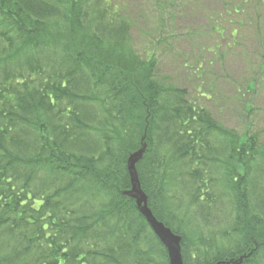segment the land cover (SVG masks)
I'll return each instance as SVG.
<instances>
[{"label":"trees","instance_id":"16d2710c","mask_svg":"<svg viewBox=\"0 0 264 264\" xmlns=\"http://www.w3.org/2000/svg\"><path fill=\"white\" fill-rule=\"evenodd\" d=\"M123 6L0 0V264H169L125 194L142 145L139 188L183 264H264L260 135L159 80Z\"/></svg>","mask_w":264,"mask_h":264},{"label":"rangeland","instance_id":"374dc122","mask_svg":"<svg viewBox=\"0 0 264 264\" xmlns=\"http://www.w3.org/2000/svg\"><path fill=\"white\" fill-rule=\"evenodd\" d=\"M114 1L133 24L134 50L156 58L159 80L189 100L206 93L201 105L218 123L236 132L250 124L264 143V0Z\"/></svg>","mask_w":264,"mask_h":264},{"label":"water","instance_id":"95a60500","mask_svg":"<svg viewBox=\"0 0 264 264\" xmlns=\"http://www.w3.org/2000/svg\"><path fill=\"white\" fill-rule=\"evenodd\" d=\"M142 149L132 155L128 160L129 175L131 179V189L125 194L129 197H133L136 200L137 208L140 213L144 216L148 222L150 228L159 239L161 244L165 247L168 255L169 264H183L181 251H180V241L181 239L174 235L168 228H166L162 223L158 222L150 213L146 205V197L139 188L137 173H136V163L142 157ZM236 262H221L217 264H235Z\"/></svg>","mask_w":264,"mask_h":264}]
</instances>
